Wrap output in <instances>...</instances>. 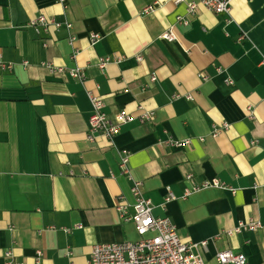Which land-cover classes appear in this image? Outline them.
Returning <instances> with one entry per match:
<instances>
[{
	"label": "crops",
	"instance_id": "1",
	"mask_svg": "<svg viewBox=\"0 0 264 264\" xmlns=\"http://www.w3.org/2000/svg\"><path fill=\"white\" fill-rule=\"evenodd\" d=\"M192 1L198 8L188 15ZM65 5L0 0V60L13 64L0 67V264H38V250L39 264H87L95 244L139 238L116 209L120 195L134 203L117 149L102 135L87 138L86 89L104 99L113 119L122 109L137 116L139 105L152 111L146 123L123 125L116 145L129 153L155 216L169 217L184 242L208 240L199 249L205 264H220L217 253L226 249L264 264V0H232L230 14L199 0ZM40 15L70 21L73 43L64 26L37 35L28 23ZM171 28L174 41L162 37ZM103 57L111 58L105 73ZM44 63L84 67L85 84ZM223 122L229 128L213 137ZM169 139L191 142L178 147ZM215 179L236 191L215 185L184 195ZM169 190L176 198L167 199ZM251 219L262 227L227 233Z\"/></svg>",
	"mask_w": 264,
	"mask_h": 264
},
{
	"label": "built area",
	"instance_id": "2",
	"mask_svg": "<svg viewBox=\"0 0 264 264\" xmlns=\"http://www.w3.org/2000/svg\"><path fill=\"white\" fill-rule=\"evenodd\" d=\"M65 5L66 0H59ZM175 3H181L185 0H174ZM210 11L215 13L230 14L232 10V0H199ZM158 2L151 3L144 7L143 13H151L155 11L158 6ZM198 8L197 2L187 3L188 15L196 13ZM178 21L183 23H189L187 17L178 16ZM36 32L37 35H41L42 31H49L51 27L59 30L63 26L69 31V42L72 44L76 39V35L72 33L73 24L68 20H58L56 18H49L45 15L34 17L28 23ZM99 35H92L93 41ZM163 38L174 41L176 40V34L169 29L162 35ZM44 46H47L46 40H44ZM78 51L74 49L73 58H76ZM142 56L139 55L138 59ZM110 57H103L98 62V67L102 73L106 72L107 66L110 63ZM26 65L27 62H24ZM51 72L67 73L74 79H77L81 83L85 84L87 79V73L84 67L76 65L74 67L55 66L52 63H44ZM0 67L2 69H11L12 63H4L0 60ZM202 79L207 77L203 73L199 74ZM155 73L150 75L149 81H156ZM232 83V80H229ZM86 93L92 105V112L88 120V140L94 142L98 135L106 137L111 146L117 149L119 154V167L120 173L126 176L131 181V193L134 197V203L132 206L126 201L124 195H120L118 198V204L116 205L117 211L120 213V217L124 221L133 222L135 230L139 236L136 240H127L122 242H109V243H97L93 246L91 257L87 264H205L204 259L199 251L200 248L206 249L208 240L201 241V243H187L181 240L177 226L169 217H159L153 214L152 200L144 194L143 182L137 180L132 175L129 166V153L116 145V136L120 133L123 125L138 119L141 123H146L152 120L154 117L152 111L146 110L142 105L138 106L140 113L137 116L132 115L126 110H120L115 119L111 118L105 111V101L96 92L86 89ZM188 98H192L188 95ZM248 110L253 117L252 107H248ZM228 122H223L221 125H214L212 132L213 137H217L220 132L229 128ZM201 141L205 138L201 137ZM169 142L178 147H184L190 144L191 139L186 140H174L169 139ZM192 175H188L191 177ZM221 186L224 189H230L232 192L236 190L228 187L223 183H219V180L206 181L203 185H195L192 188H187L185 196L191 192L198 190L202 187L208 186ZM176 198V195L169 190L167 199ZM132 207V208H131ZM262 227V223L259 220H249L248 222L241 221L234 229L227 231L229 235L240 233L244 230H256ZM4 255L10 258L13 254L10 249L6 250ZM43 251H37V263L39 264ZM217 260L220 264H246L247 257L243 253H235L230 249L222 250L217 253ZM5 264H25L21 261L9 259Z\"/></svg>",
	"mask_w": 264,
	"mask_h": 264
}]
</instances>
